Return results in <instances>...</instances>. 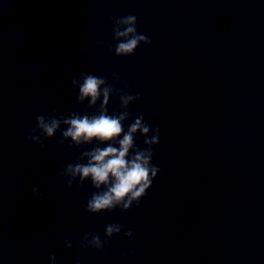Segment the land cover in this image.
I'll return each mask as SVG.
<instances>
[{"label":"clouds","instance_id":"9594fccd","mask_svg":"<svg viewBox=\"0 0 264 264\" xmlns=\"http://www.w3.org/2000/svg\"><path fill=\"white\" fill-rule=\"evenodd\" d=\"M110 20L113 23V38L117 41L114 48L116 56L133 55L141 44H151L147 35L137 32L135 15L110 17ZM115 79L118 80L119 77L116 76ZM71 84L78 89L76 96L78 104L87 101L89 108H95L99 102L95 114L81 115L73 112L65 117L57 116L55 114L57 110L54 109L50 116L38 115L36 128L26 136L44 148V141L53 138L63 125L62 139L58 141L61 145L65 140H70L71 145L78 147L93 142L105 145L82 152L78 161L86 162L65 165L61 175L66 178L64 183L68 187H72L77 178L80 185L85 181H91L96 191L87 201L85 211L92 214L116 208L128 211L134 204L139 205L160 172L159 166L152 163L153 146L160 142V130L158 127L152 128L141 115L135 118L125 131L124 121L131 115L128 106L140 99L139 93L131 95L123 90L114 89L106 79L90 73H81L80 79L72 78ZM114 94L119 96L122 111L110 115L107 106ZM137 134L144 137L143 143L146 147L143 149L136 145ZM28 186L25 183L24 187ZM32 193L36 197L43 195L38 186L32 187ZM122 228L121 224L106 225L105 235L111 238L120 234ZM124 235L131 237L133 232L129 230ZM106 243L107 240H101L98 234L88 232L84 234L80 246L103 252ZM65 246L68 249L73 247L71 241H65ZM49 259L55 261L56 257L51 255Z\"/></svg>","mask_w":264,"mask_h":264}]
</instances>
